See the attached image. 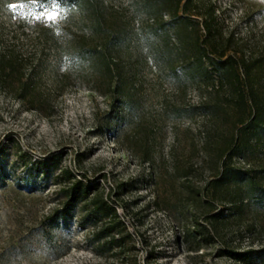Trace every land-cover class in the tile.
<instances>
[{
	"label": "rangeland",
	"instance_id": "obj_1",
	"mask_svg": "<svg viewBox=\"0 0 264 264\" xmlns=\"http://www.w3.org/2000/svg\"><path fill=\"white\" fill-rule=\"evenodd\" d=\"M147 1L98 0L109 33L122 35L111 51L115 72L106 78L65 64L52 43L34 41L38 26L57 12L56 0H0V49L15 48L24 59L40 106L27 109L0 86V264H239L223 249L260 247L264 203L233 202L232 183L211 195L208 184L220 167L217 145L228 138L236 112L226 107L219 116H202L193 106L225 101V91L197 88L169 67L182 65L183 49L191 53L196 35L207 54L234 57L241 73L249 65L243 80L264 112V0H192L186 14L199 23L210 18V35L201 25L179 32L169 22V5L156 9ZM160 14L167 32L155 34ZM69 25L71 42L91 46L106 38L75 18ZM114 83L129 108H115ZM53 158L58 168L46 182L23 186L24 167L39 160L50 167ZM230 163L264 185V132L253 133L248 149ZM64 168L110 194L130 235L121 250L89 244L93 227H79V208L66 226L47 227L44 218L59 203L54 177ZM195 192L201 200L190 208L186 199ZM213 197L215 204L204 200Z\"/></svg>",
	"mask_w": 264,
	"mask_h": 264
},
{
	"label": "trees",
	"instance_id": "obj_2",
	"mask_svg": "<svg viewBox=\"0 0 264 264\" xmlns=\"http://www.w3.org/2000/svg\"><path fill=\"white\" fill-rule=\"evenodd\" d=\"M191 1L148 0L147 3L149 2V5L151 4L150 6L156 9L169 5L170 7H167L171 15L169 22L177 24L179 32H185L191 27L196 29L201 25L205 34L210 35V18H204L199 23L186 14V5ZM56 3L59 6L57 9L59 15L55 21L49 20L46 24L38 26L34 41L43 44L52 43L67 65L72 62L87 70L99 73L103 77L111 78L116 66L111 51L122 40V35L114 32L109 33L110 29L104 25V18L98 9V0H56ZM179 10H182L183 13L179 14ZM161 15L158 18L159 21L151 27L155 34L167 32L166 27L169 22L163 21ZM74 18L77 22L88 24L90 30L94 31L96 35L100 34L104 38L106 37L104 42L88 46L83 42L84 39L76 42L66 39L71 30L69 23ZM82 36L81 38H85L84 35ZM3 37L4 34L0 32V41ZM191 38V53L186 54L189 51L184 48L185 55L184 61H181L182 65L179 67L170 66V72L177 74L180 69L197 88L208 89L210 93L225 91V101L204 99L193 106L194 110L202 116H219L223 114L226 107L236 112L228 138L217 145L220 167H217L216 177L208 183L211 185L210 194L228 189L232 183L234 187L233 202H242L246 199L264 203V185L249 171L233 167L230 163L232 157L240 155L248 149L253 133L264 132V112L259 98L256 96L253 86L243 80L245 75H248L250 67L248 64H244L241 73L234 57L211 56L206 52L203 39L196 35ZM158 54L168 60L163 54ZM23 60L16 53L15 48L3 47L0 49V86L3 90L12 92L15 99L27 109H39L40 106L36 104L37 99L32 94L33 83L30 81V77H26L24 73ZM15 82H17L16 86ZM111 92L113 96H117L115 108L130 107L129 100L123 97L120 84L114 83ZM202 126L199 130L205 132V126ZM57 164L58 159L53 158L50 161V167L43 160L24 167L23 186H30L36 178L46 182L57 170ZM54 182L57 186L55 196L59 203L44 218L48 224L47 227L59 229L66 226L72 213L79 208L82 213L78 221L79 227L86 228L88 225L93 227V231L88 237L89 244L94 248L103 249V251L123 248L130 235L123 233L125 227L118 216L116 207L110 202V194L99 191L95 183L84 181L82 177L74 174L68 168L60 169L54 177ZM200 197L198 192L191 193L186 199V205L194 208L196 201L201 200ZM204 200L209 204H215L214 197ZM219 218L218 214L214 216V222L217 223ZM223 255L239 264H264V239L260 247L257 248H224Z\"/></svg>",
	"mask_w": 264,
	"mask_h": 264
},
{
	"label": "snow or ice",
	"instance_id": "obj_3",
	"mask_svg": "<svg viewBox=\"0 0 264 264\" xmlns=\"http://www.w3.org/2000/svg\"><path fill=\"white\" fill-rule=\"evenodd\" d=\"M41 15H43V13ZM58 15H59L58 12L52 11V13L47 18L55 21Z\"/></svg>",
	"mask_w": 264,
	"mask_h": 264
}]
</instances>
